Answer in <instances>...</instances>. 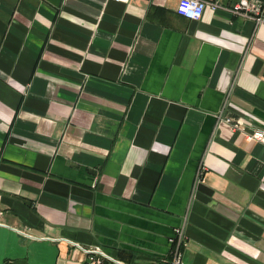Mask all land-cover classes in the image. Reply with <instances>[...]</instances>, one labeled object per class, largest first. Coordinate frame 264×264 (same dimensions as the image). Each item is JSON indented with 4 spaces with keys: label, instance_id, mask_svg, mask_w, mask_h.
Instances as JSON below:
<instances>
[{
    "label": "crops",
    "instance_id": "1",
    "mask_svg": "<svg viewBox=\"0 0 264 264\" xmlns=\"http://www.w3.org/2000/svg\"><path fill=\"white\" fill-rule=\"evenodd\" d=\"M178 1L0 0V264H264V20Z\"/></svg>",
    "mask_w": 264,
    "mask_h": 264
},
{
    "label": "built area",
    "instance_id": "2",
    "mask_svg": "<svg viewBox=\"0 0 264 264\" xmlns=\"http://www.w3.org/2000/svg\"><path fill=\"white\" fill-rule=\"evenodd\" d=\"M207 5L213 10L219 7V3L216 0H179L176 6V12L188 19L195 20L202 16ZM231 9L233 12L241 13L256 23L264 20V0H237ZM226 120L229 121L228 118ZM235 126L237 125L235 124ZM248 137L249 139H254L264 144V128L249 133ZM202 169V166H200L199 171L202 172ZM184 241V231L180 228L175 229L174 235L169 238L171 248L166 264H185L182 258ZM75 245L86 255V258L79 264H126L109 255L99 245L90 247Z\"/></svg>",
    "mask_w": 264,
    "mask_h": 264
}]
</instances>
